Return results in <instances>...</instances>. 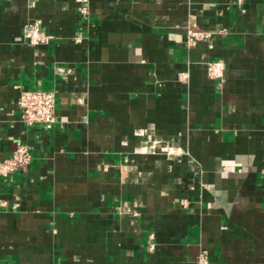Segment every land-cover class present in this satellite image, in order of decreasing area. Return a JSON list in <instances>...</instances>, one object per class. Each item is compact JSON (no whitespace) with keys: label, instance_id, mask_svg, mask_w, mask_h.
<instances>
[{"label":"crops","instance_id":"0c3cea01","mask_svg":"<svg viewBox=\"0 0 264 264\" xmlns=\"http://www.w3.org/2000/svg\"><path fill=\"white\" fill-rule=\"evenodd\" d=\"M26 89L53 125L20 121ZM18 144L0 264H264V0H0V160Z\"/></svg>","mask_w":264,"mask_h":264},{"label":"built area","instance_id":"2783aa9c","mask_svg":"<svg viewBox=\"0 0 264 264\" xmlns=\"http://www.w3.org/2000/svg\"><path fill=\"white\" fill-rule=\"evenodd\" d=\"M85 3L87 0H79ZM82 15L87 16L88 11L84 4L80 9ZM24 38L32 46H48L53 35L47 33L40 21L28 24L23 30ZM207 38V35L198 31H188L185 36L184 45L192 48L197 42ZM225 65L222 61L209 62L206 65L207 75L210 79L221 85L224 79ZM181 82H186L188 73L182 72L178 75ZM20 121L27 126L43 125L50 127L55 123V94L53 91L40 89H26L20 92L18 98ZM31 160L29 149L18 144L13 154L6 159L0 160V177L5 178L14 173L25 172ZM136 215V214H135ZM153 235H149L148 249L152 250ZM199 264H206V252L202 251L198 257Z\"/></svg>","mask_w":264,"mask_h":264}]
</instances>
